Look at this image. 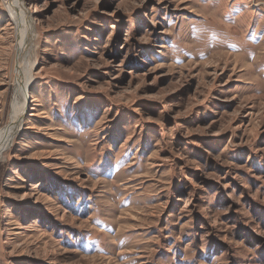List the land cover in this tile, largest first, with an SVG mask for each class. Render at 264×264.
Wrapping results in <instances>:
<instances>
[{
  "label": "rangeland",
  "instance_id": "rangeland-1",
  "mask_svg": "<svg viewBox=\"0 0 264 264\" xmlns=\"http://www.w3.org/2000/svg\"><path fill=\"white\" fill-rule=\"evenodd\" d=\"M16 1L34 64L0 152V264H264V0Z\"/></svg>",
  "mask_w": 264,
  "mask_h": 264
},
{
  "label": "bare ground",
  "instance_id": "bare-ground-1",
  "mask_svg": "<svg viewBox=\"0 0 264 264\" xmlns=\"http://www.w3.org/2000/svg\"><path fill=\"white\" fill-rule=\"evenodd\" d=\"M12 2V1H11ZM8 10L16 24V36L19 38L17 44L18 67L16 70V83L14 91V100L11 108L10 121L4 128L0 129V152L8 146L11 139L18 132L22 111L24 109L26 94L29 82L32 80V66L34 64L31 59V33L27 30L30 28L26 21L23 8L17 1L13 0V4L8 5ZM33 57V56H32Z\"/></svg>",
  "mask_w": 264,
  "mask_h": 264
}]
</instances>
